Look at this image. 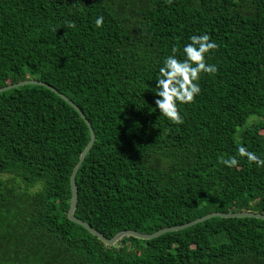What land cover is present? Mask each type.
Listing matches in <instances>:
<instances>
[{
    "label": "trees",
    "instance_id": "16d2710c",
    "mask_svg": "<svg viewBox=\"0 0 264 264\" xmlns=\"http://www.w3.org/2000/svg\"><path fill=\"white\" fill-rule=\"evenodd\" d=\"M204 33L217 71L201 73L175 124L155 105L158 70ZM28 79L92 124L75 215L106 237L264 214V167L237 152L264 157V0H0V89ZM90 138L45 86L0 94V264H264L262 219L215 217L114 246L71 221ZM229 156L238 167L221 163Z\"/></svg>",
    "mask_w": 264,
    "mask_h": 264
},
{
    "label": "clouds",
    "instance_id": "9594fccd",
    "mask_svg": "<svg viewBox=\"0 0 264 264\" xmlns=\"http://www.w3.org/2000/svg\"><path fill=\"white\" fill-rule=\"evenodd\" d=\"M95 26L100 28L104 24V16L97 15ZM190 42L183 46V59H178L175 54L167 56L163 65L159 67L156 78L155 105L161 115L175 124L183 123V116L178 105L188 104L194 101L201 93L198 83L201 73H215L217 68L214 64L206 62V56L215 50L218 44L210 39L209 34L192 35ZM177 49H172L176 53ZM239 156L246 157L254 162L257 167H264V157L258 156L244 145L237 147ZM221 163L229 168L238 167L239 161L236 156L221 158Z\"/></svg>",
    "mask_w": 264,
    "mask_h": 264
},
{
    "label": "water",
    "instance_id": "95a60500",
    "mask_svg": "<svg viewBox=\"0 0 264 264\" xmlns=\"http://www.w3.org/2000/svg\"><path fill=\"white\" fill-rule=\"evenodd\" d=\"M25 85H41V86H45L47 88H49L50 90H52L53 92H55L56 94H58L62 99H64L66 102H68L80 115L81 117L85 120V122L87 123L89 129H90V133H91V138L90 141L88 143V145L86 146V148L84 149V151L82 152L79 162L78 164L75 166L72 176H71V188H72V199H71V206L68 212V218L83 226L84 228H86L91 234L97 236L102 242H104L106 245L109 246H114L115 244H117L123 237L125 236H133L136 237L138 239H142V240H151L154 238H157L165 233L168 232H175V231H180L186 228H189L191 226H194L196 224L202 223L208 219L211 218H215V217H221V218H244V217H252V218H257V219H262L264 220V214H260V213H255V212H251V211H244V212H235V213H222V212H214V213H210L207 214L201 218H198L194 221L188 222L186 224L183 225H178V226H172V227H166L163 229L158 230L157 232H154L152 234H145V233H141L135 230H124L121 231L119 233H117L114 237L112 238H108L106 237L104 234H102L101 232H99L97 229H95L93 226H91L89 223L85 222L84 220L78 218L75 215V210L77 208V204H78V186H77V182H76V177H77V173L80 169L81 164L83 163V161L85 160L87 154L89 153V151L92 149L95 140H96V135H95V131L92 127L91 122L87 119L86 115L83 113V111L81 110V108L75 104L71 99H69L65 94L59 92L55 87L51 86L50 84H47L45 82L36 80V79H28V80H23L8 86H5L3 88L0 89V94L20 87V86H25Z\"/></svg>",
    "mask_w": 264,
    "mask_h": 264
}]
</instances>
